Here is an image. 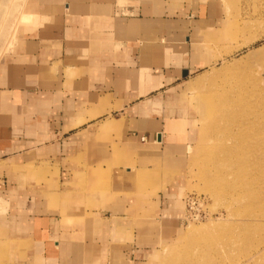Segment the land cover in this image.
I'll return each mask as SVG.
<instances>
[{"label": "crops", "instance_id": "obj_1", "mask_svg": "<svg viewBox=\"0 0 264 264\" xmlns=\"http://www.w3.org/2000/svg\"><path fill=\"white\" fill-rule=\"evenodd\" d=\"M199 11L192 0L27 1L34 20L0 61V247L32 239L30 261L104 264L118 249L96 243L128 242L133 228L134 244L148 240L143 194L127 195L143 166L182 162L191 146L172 89L203 66ZM226 28L206 35L229 39ZM72 210L92 215L71 221Z\"/></svg>", "mask_w": 264, "mask_h": 264}, {"label": "rangeland", "instance_id": "obj_2", "mask_svg": "<svg viewBox=\"0 0 264 264\" xmlns=\"http://www.w3.org/2000/svg\"><path fill=\"white\" fill-rule=\"evenodd\" d=\"M27 1L0 0V61L34 20L26 13ZM192 1L200 8L191 17L198 21L194 26H206L200 36L193 28L203 66L172 89L180 114L177 101L183 99L191 146L183 149L182 162L178 158L165 168L150 164L138 170V187L127 196H141V190L143 218L156 226L147 241L138 239L139 246L132 242L135 228L128 242L96 243L118 249H111L104 264H264V0ZM224 26L231 38L206 35ZM224 106L240 115L236 126H229ZM242 131L248 137L241 143ZM257 161L261 173L248 183ZM174 190L178 196L165 197ZM242 193L248 197L239 202ZM82 213L92 215L91 210H72L69 218ZM36 242L18 238L5 243L0 264H42L27 259Z\"/></svg>", "mask_w": 264, "mask_h": 264}, {"label": "bare ground", "instance_id": "obj_3", "mask_svg": "<svg viewBox=\"0 0 264 264\" xmlns=\"http://www.w3.org/2000/svg\"><path fill=\"white\" fill-rule=\"evenodd\" d=\"M255 19V18H254ZM261 20V19H260ZM261 23V22H260ZM255 35V34H254ZM259 35V34H258ZM262 35V34H261ZM256 37V36H255ZM259 37V36H258ZM256 39L257 38H253L252 40H250L249 42H247V44L248 43H251V42H254V41H256ZM223 109L222 110H224V116L228 119V120H230L231 122H230V124H229V126H236L238 123H239V121H240V115H232V111H229V108L227 107V106H224V107H222ZM242 122V124H245V122H244V120L243 121H241ZM236 123V124H235ZM232 127L230 128V130H231V132H233L232 131ZM240 135L237 137L238 138V142L239 141H241V143H242V141H246V138L248 137V135L246 134V132H244V131H242V132H238ZM221 151H223V150H221ZM209 158V157H208ZM208 158H206L207 160H209ZM235 161V160H234ZM233 161V162H234ZM262 169V165L261 164H259V161H257L256 162V165H254V171L255 172H253L254 173V175H252L253 176V179L252 180H249L248 181V183L249 182H252V183H255V178L261 173V170ZM206 179V178H205ZM210 179V178H209ZM212 180V179H211ZM249 186H252V185H249ZM249 193V192H248ZM246 193H242V194H240V197H239V202H241V201H244V200H246L247 199V194L245 195ZM217 195H219V196H221L219 193H217ZM253 195L254 194H252L251 196L253 197ZM259 199V198H258ZM264 198H261L260 200H263Z\"/></svg>", "mask_w": 264, "mask_h": 264}]
</instances>
